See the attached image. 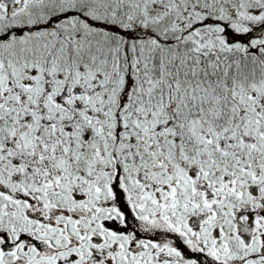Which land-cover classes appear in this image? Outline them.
<instances>
[{
    "label": "snow or ice",
    "instance_id": "snow-or-ice-1",
    "mask_svg": "<svg viewBox=\"0 0 264 264\" xmlns=\"http://www.w3.org/2000/svg\"><path fill=\"white\" fill-rule=\"evenodd\" d=\"M0 264H264V0H0Z\"/></svg>",
    "mask_w": 264,
    "mask_h": 264
}]
</instances>
